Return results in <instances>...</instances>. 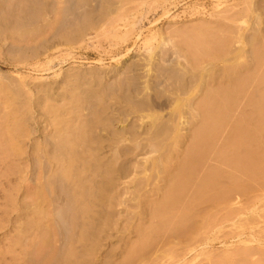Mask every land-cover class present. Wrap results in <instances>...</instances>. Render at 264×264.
<instances>
[{
  "label": "rangeland",
  "instance_id": "374dc122",
  "mask_svg": "<svg viewBox=\"0 0 264 264\" xmlns=\"http://www.w3.org/2000/svg\"><path fill=\"white\" fill-rule=\"evenodd\" d=\"M260 108L264 0H0V264H264Z\"/></svg>",
  "mask_w": 264,
  "mask_h": 264
},
{
  "label": "bare ground",
  "instance_id": "6f19581e",
  "mask_svg": "<svg viewBox=\"0 0 264 264\" xmlns=\"http://www.w3.org/2000/svg\"><path fill=\"white\" fill-rule=\"evenodd\" d=\"M222 107H223V106H222ZM217 108H219V107H217ZM219 109H220V108H219ZM219 109H217V111H218ZM262 109H264V108H262ZM262 109L260 108L259 110L262 112V114H264V113H263L264 111H263ZM222 110H224V109L222 108ZM222 110H220V111H222ZM260 111H259V113H261ZM211 112H212V111H211ZM211 112H210V113H211ZM260 116H261V117L263 116V118H264V115H260ZM260 116H258V117H260ZM259 120H260V119H259ZM262 120H263V122H264V119H262ZM262 120H261V121H262ZM261 121H259V125L263 124ZM243 124H244V123H243ZM237 126H238V125H237ZM244 126H246V125L244 124L243 127L241 126L242 129H243V128H245V129L247 128V126H246V127H244ZM241 127L239 126V128H241ZM259 128H260V127H259ZM239 130H240V132H241V129H239ZM243 130H244V129H243ZM250 130H251V131H250ZM252 131H254V130H253V129H249V130H248V128H247L246 131H245V134L243 133V134H244L243 136H245L246 133H250V132H251L249 136L251 137V134H252V135H253V136H252L253 139H254V138H255V139L252 140V137L250 138L248 135H246V136L244 137V140H246V138H247V140H246L247 142H246V141L243 140V136H242L241 138H242V141H244V143H245V142H246V143H249V142H250V143H251V142L253 143V142L256 141V139L258 138L257 136H258L259 131L256 129V131H258V133H256V131H254V132H255V135H254V133H252ZM237 132H238V129H236L235 134H236V136H238V138H239V133H240V132H238V133H237ZM242 132H243V131H242ZM242 132H241V133H242ZM241 135H242V134H241ZM241 135H240V136H241ZM241 138H240L239 140H241ZM249 138H250V139H249ZM249 140H251V141H249ZM236 144H237V141H236ZM237 146H238V145H237ZM242 146H243V145H240V147L237 149L238 151H237V150L235 151V152H236V155H237V153L241 150ZM239 149H240V150H239ZM246 153H248V152H246ZM233 154H234V153H233ZM239 154H240V153H238V155H237L238 157L240 156ZM252 154H253V153H248V154H247L248 157H247V155L245 156V157H247V158L250 157L248 160H247V158H245L244 156H243V157H244L247 161H250V160L253 161V160L251 159V157L254 159V155H255V154H254L253 156H251ZM244 155H245V154H244ZM249 155H250V156H249ZM238 157H236V158H237V162H236V164H235V167H236V166H239L238 168H236V169H238V171L240 170V172L243 173V172H245L247 169H248V170H249V169H253V168H251V167H253L254 164H252L251 161L248 162V163H250V166H249L250 168H249V167H248L249 164H247V162H246L245 160H241V159H239L240 157H239V158H238ZM242 159H243V158H242ZM239 160H240V161H239ZM238 162H240V163H241V162H242V163L246 162L247 165L241 163V165H246V166H247V168H246V166H244V167H245V169H244L245 171L242 170L243 166H242V168H241L240 164L238 165ZM254 162H256V160H255ZM256 163H257V162H256ZM251 165H252V166H251ZM256 165H258V164H256ZM256 165H254V167H255ZM259 167H260L259 165H258V167L256 166V168H259ZM239 168H241V169H239ZM241 170H242V171H241ZM192 172H193V171H192ZM192 172H187V173H188L189 176L192 175V174L194 175V172H193V173H192ZM246 172H247V175H246L247 177H248L249 175H250V178H251V177H252V178H253V177H256V176H254L255 174H254V175H253V174H250L249 171H246ZM250 172H254V171H251V170H250ZM184 173H185V172L182 173L183 178H181V180H182V179H185L186 177H187L186 179H188V175L186 176V175H184ZM190 173H191V174H190ZM255 173H256V172H255ZM259 173H261V172H259ZM259 173L257 172V174H259ZM244 174H246V173H244ZM248 174H249V175H248ZM193 175L190 176L189 178L193 177ZM212 175H213V174H212ZM214 175H215V174H214ZM217 175H219V174H216V177H220V176H217ZM251 175H252V176H251ZM185 176H186V177H185ZM181 177H182V176H181ZM209 177L212 178L213 176L209 175V176L206 177V179L209 178ZM235 177H236V176H235ZM211 178H210V179H211ZM231 178L233 179V177H231ZM186 179L184 180V182L182 181L183 184H185V183H189ZM206 179H204V181L201 182V184L203 183V186H204V184H205L204 182L206 181ZM210 179H209V181H210V182L212 181L211 183H214L213 186H215V182H214V179H215V178H214V179H211V180H210ZM235 179H236V178H235ZM235 179H234V180H235ZM240 179H242V178L240 177L239 179H237L238 182L241 181ZM216 180H217V179H216ZM220 180H221V177H220L219 180L216 181V182H217V183H216L217 185H219V184L222 182V180H221V181H220ZM234 180H233V183L236 182V181H234ZM185 181H187V182H185ZM189 181H190V180H189ZM207 181H208V179H207ZM190 182H191V181H190ZM218 182H219V183H218ZM241 182H243V181H241ZM211 183L208 182V184H209L208 186H210ZM236 183H237V182H236ZM183 184L181 183V185H183ZM181 185H180V186H181ZM186 185H187V184H185V186H186ZM188 185H189V184H188ZM188 185H187V186H188ZM206 185H207V182H206ZM237 185H238V184H237ZM243 185L246 186V184H243ZM243 185H241L242 189H243V187H244ZM183 186H184V185H183ZM208 186H207V187H208ZM239 186H240V185H239ZM229 187H230V186H229ZM241 187H240V188H238V187H237V188H236V187H233L232 189H235V190H236V189H240V190H241ZM184 188L186 189V187H184ZM199 188H200L199 190L201 191V185H199ZM203 188H204V189H207L205 186L202 187V189H203ZM209 188H212V186H210ZM177 189H178V191H180V193L183 194V191L180 190L179 187H178ZM185 189H184V190H185ZM204 189H203V191H204ZM209 190L211 191V189H209ZM181 191H182V192H181ZM206 191H207V190H205L204 192H206ZM236 191H237V190H236ZM172 193H173V192L170 193L171 196L173 195ZM201 193H202V191H201ZM203 194H205V193H203ZM173 196H174V195H173ZM175 197H176V196H175ZM177 197H178V196H177ZM178 198H179V197H178ZM180 198H181V197H180ZM180 198H179V199H180ZM180 200H181V199H180ZM167 201L169 202V204H171V200H167ZM173 201H176V198H175V200H173ZM179 202H180V201H179ZM179 202H178V200H177L176 203L174 202L175 204H173V203H172V204H173L174 206H175V205H179V204H177V203H179ZM167 206H168L169 208H173L172 205H170V206L167 205ZM164 207H165V206H164ZM168 207H167V208H168ZM187 207L189 208V211L192 210V209L189 207V205H187L186 208H183V209H187ZM161 208L163 209V206H161ZM167 208H164V209H166V211H165V210H164V211L162 210V214H163V215H165L166 212H167V213L169 212V211H168L169 208H168V209H167ZM173 209H176V207L173 208ZM177 209H178V207H177ZM170 211H172V210L170 209ZM163 212H165V213H163ZM182 212H183V211H182ZM32 213H33V212H32ZM169 213H170V212H169ZM183 213H184V212H183ZM33 214H34L33 217H35V215H36V214H35V211H34ZM33 214H32V215H33ZM187 214H188V213H186V212H185L184 214H181V215H184V220H183V217H182V219L179 220V221H180V222H179V227H183V228H182L183 230H184V228H185V225L180 226V223H181V220H183L184 222L182 221L181 224H184V223L186 224V221H187L188 219L190 220V217H191V216L188 215V217H189V218H188V217H187ZM166 215H168V214H166ZM190 215H191V213H190ZM26 216L29 217L28 215H26ZM35 218H36V217H35ZM35 218H34V219H35ZM185 218H186L187 220H186ZM40 219H41V218H40ZM31 220H32V219H31ZM35 220H36V219H35ZM31 222H32V221H30L29 223H31ZM33 222H34V221H33ZM39 222H40V221H39ZM188 222H189V221H187V223H188ZM186 226H187V224H186Z\"/></svg>",
  "mask_w": 264,
  "mask_h": 264
}]
</instances>
